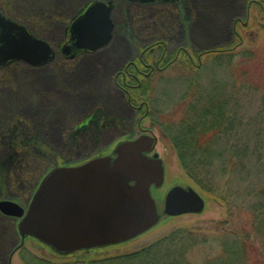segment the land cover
<instances>
[{
    "label": "rangeland",
    "instance_id": "374dc122",
    "mask_svg": "<svg viewBox=\"0 0 264 264\" xmlns=\"http://www.w3.org/2000/svg\"><path fill=\"white\" fill-rule=\"evenodd\" d=\"M93 1L112 4L111 41L95 52L65 59L61 48L69 37L71 22ZM156 6L158 10L127 0H0L2 14L22 24L55 51L54 60L43 66L21 61L0 70V201H14L27 209L51 168L75 166L111 154L118 143L147 133L157 137L155 151L165 165L164 185L151 189L159 211L167 191L181 185L198 191L205 203L203 212L163 216L155 227L129 243L66 257L55 255L30 238L15 250L20 245L18 222L0 214V264H93V259L103 256L139 251L181 228L190 229L194 241L184 239L169 248L170 256L166 253L161 258V252L169 250L163 248L148 264H162L167 259L204 264L206 258L217 256L220 243L230 237L234 224L248 218L250 207L258 200L251 191L264 187V144L259 163L255 156L243 160L242 172L238 169L223 175L220 162L214 160L212 185L218 194L211 196L182 171L175 150L150 114L163 112L167 123L179 120L186 113L192 85L207 87L208 91L216 82H222L228 69L217 50L264 47V0H180L171 6ZM150 47H155V55H143L145 62L153 60L155 64L165 51L167 62L180 50L191 57L181 52L173 64L165 61L145 76L149 70L137 59ZM132 62L145 74L137 79L127 77V87L122 75L136 74ZM263 97L249 98L250 104L243 111L246 117H255L261 106L264 114ZM140 106L137 113L134 107ZM250 139L252 149L255 142ZM225 146L221 141L214 145L217 149ZM257 245L263 248L264 242ZM125 262L118 259L102 264H141L138 259ZM256 264H264V249Z\"/></svg>",
    "mask_w": 264,
    "mask_h": 264
},
{
    "label": "water",
    "instance_id": "95a60500",
    "mask_svg": "<svg viewBox=\"0 0 264 264\" xmlns=\"http://www.w3.org/2000/svg\"><path fill=\"white\" fill-rule=\"evenodd\" d=\"M139 4L175 0H130ZM112 4L92 2L70 26L62 54L94 52L112 38ZM54 58L46 42L0 13V68L22 61L43 66ZM157 138L141 135L118 143L111 154L75 166H57L42 178L26 212L16 203L0 202V211L20 218L21 239L32 238L54 253L76 252L129 242L158 224L163 215L200 214L205 203L192 187L175 185L165 197L162 212L151 195L165 179L163 160L154 153Z\"/></svg>",
    "mask_w": 264,
    "mask_h": 264
},
{
    "label": "trees",
    "instance_id": "16d2710c",
    "mask_svg": "<svg viewBox=\"0 0 264 264\" xmlns=\"http://www.w3.org/2000/svg\"><path fill=\"white\" fill-rule=\"evenodd\" d=\"M219 51L217 56L224 59L228 69L226 78L210 86L208 91L205 90L207 87L192 85L187 94L189 99L184 117L167 123L163 112L155 111L150 114L162 136L169 140L175 150L182 171L200 190L211 196L218 194L214 193L216 188L212 185L215 178L214 160L220 162L219 168L223 175L233 174L238 169L242 172L245 169L243 160L254 156L257 162L261 160L260 148L264 144L262 106L255 117H246L243 113L244 106L250 104L249 98L264 96V47L235 52L231 48H225ZM261 101L262 105L264 97ZM249 138L255 142L252 149L249 148ZM219 141L226 143V146L215 148L214 145ZM251 194L258 196V200L250 207L248 218L234 224V231L228 233L230 237L220 243L217 256L206 258L204 264L257 263L258 254H262L264 249L257 245L264 242V187L256 192L251 191ZM225 199L223 197L224 203L228 201ZM192 234L190 229H177L139 251L91 263L102 264L118 259L126 263L125 261L138 259L141 264H148L155 252L159 254L160 250L183 243L184 239L194 241ZM173 251L176 252L175 249ZM162 252L161 258L170 249L164 254ZM177 253L182 255L180 251ZM163 261L162 264H182L178 259Z\"/></svg>",
    "mask_w": 264,
    "mask_h": 264
},
{
    "label": "flooded vegetation",
    "instance_id": "af4514ba",
    "mask_svg": "<svg viewBox=\"0 0 264 264\" xmlns=\"http://www.w3.org/2000/svg\"><path fill=\"white\" fill-rule=\"evenodd\" d=\"M169 6H171V5H169ZM140 7V6H139ZM156 9V10H158L159 9V7H157V6H154V7H152V9ZM155 47H150L146 52L147 53H142V54H140L139 55V57H138V61H139V63L141 64V66L142 67H145L146 69H148L149 70V73H147L145 76H149L150 74H152L153 73V71L155 70V67H156V69L158 68L159 69V67H160V65L163 63V62H167V57H168V54H167V51H165L164 53H162L161 55H160V57H159V59H157L156 60V62H155V64H153V63H151V62H153V60L151 61V60H149L150 62H145V61H143V59H142V56L143 55H146V54H148L149 56L148 57H150V56H153V55H155L154 53H155ZM181 52H183L185 55H187L188 57H191L188 53H187V51L186 50H180L179 52H178V54L176 55V57H174L173 59H171V60H168V62H167V65H170V64H173L174 62H175V60L178 58V56H179V54L181 53ZM133 67H134V71H135V73L136 74H133V73H127V74H123L122 75V77H123V80H122V82H123V84H125V86H127V87H130L126 82H127V77L128 78H133V77H135L136 79H137V77L138 76H144V74L145 73H143L142 71H140L139 70V68L136 66V64H135V62H132V63H130ZM134 109L136 110V112L137 113H139V111H141V109H142V106H140V107H134ZM1 214V213H0ZM2 215V214H1ZM3 217H5V218H9V217H6V216H4V215H2Z\"/></svg>",
    "mask_w": 264,
    "mask_h": 264
}]
</instances>
